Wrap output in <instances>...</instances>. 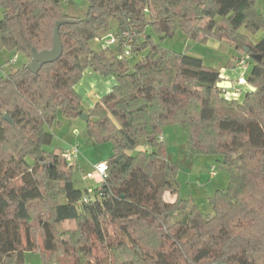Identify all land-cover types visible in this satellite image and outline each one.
<instances>
[{"label": "trees", "instance_id": "obj_1", "mask_svg": "<svg viewBox=\"0 0 264 264\" xmlns=\"http://www.w3.org/2000/svg\"><path fill=\"white\" fill-rule=\"evenodd\" d=\"M62 1L0 0V50L28 61L33 49L52 48L57 21L73 19L60 26L58 60L36 73L25 61L0 74V264H27L26 251H40L43 264H264V35L254 38L264 13L257 0H88L85 18L64 12ZM113 21L118 42L93 49ZM179 30L230 43L237 54L229 68L247 56L246 80L256 90L246 85L242 100L229 98L217 85L218 68L154 40ZM88 68L116 83L84 110L75 86ZM83 112L89 135L112 146L107 178L91 194L75 187L77 164L66 161L65 149L46 148L60 113ZM168 124L187 132L192 153L219 156L231 171L228 187L211 197L212 214L179 195L162 134Z\"/></svg>", "mask_w": 264, "mask_h": 264}, {"label": "rangeland", "instance_id": "obj_2", "mask_svg": "<svg viewBox=\"0 0 264 264\" xmlns=\"http://www.w3.org/2000/svg\"><path fill=\"white\" fill-rule=\"evenodd\" d=\"M61 7L64 12L77 17L85 18L89 9L88 0H63ZM258 9L264 13V0H257ZM2 10L0 9V19ZM113 31L110 33L116 36L117 21L112 22ZM154 35V40L164 47L174 49L179 52L198 56L203 59L204 63L209 66L218 68L227 67V62L235 54V49L227 41H220L214 38H208L203 41H198L189 38L183 31H177L174 36L162 38L157 34ZM264 35V30L259 31L254 35L255 39H260ZM90 45L95 50H101L107 46L104 40L98 38L92 40ZM114 47L115 45H109ZM10 54V55H9ZM15 58V53L8 50H0V65L5 66L6 70H15L24 64V57L18 54ZM26 62H29L26 59ZM134 61H132L133 63ZM229 68V67H228ZM231 68V67H230ZM96 74L97 78L104 80L100 82L89 75ZM0 74H5L0 70ZM115 76H102L96 73L93 69L88 68L84 72V76L77 85L78 92H91L93 101L99 98H93V94L104 95L111 90ZM93 78V80H92ZM116 81V79H115ZM81 85V86H80ZM88 102L83 104L84 110L88 107ZM49 130L54 133L52 144L46 146L48 149L54 147H62L68 149L70 145L78 144L81 154L79 162L73 175V182L76 188L86 190L88 185H93L98 178L95 171V165L105 161L112 153V146L107 142H97L87 131V123L81 118H67L59 114L58 120L53 123ZM187 132L184 131L179 124H168L163 128V138L165 147L167 148V156L171 162L176 165V180L179 187V195L185 199H191L196 202L200 210L208 215L213 213L211 197L218 190L226 189L231 178V171L221 167L218 163L219 156L210 154H194L188 147ZM140 148V147H139ZM139 148L132 150L135 153ZM90 173H95L96 177L91 178ZM170 193L165 194V198L170 197ZM174 196V195H173ZM25 260L27 264H43L42 254L40 251H26Z\"/></svg>", "mask_w": 264, "mask_h": 264}, {"label": "crops", "instance_id": "obj_3", "mask_svg": "<svg viewBox=\"0 0 264 264\" xmlns=\"http://www.w3.org/2000/svg\"><path fill=\"white\" fill-rule=\"evenodd\" d=\"M257 9H258V7H257ZM258 11H260L259 9H258ZM261 12V11H260ZM69 14V13H68ZM71 15V14H70ZM75 16V15H74ZM230 44V43H229ZM232 46V45H231ZM233 47V46H232ZM234 48V47H233ZM2 50H7V49H2ZM8 51H10V50H8ZM13 52V51H12ZM13 53H15V52H13ZM235 54H237V52H236V50H235ZM234 54V55H235ZM10 55V54H9ZM18 56V54L17 53H15V60H16V57ZM25 60H24V62L26 61V58H24ZM0 70H2V71H4L5 73H7V72H10L9 70H6V68H5V66H3V65H0ZM86 71H87V69H86ZM85 71V72H86ZM96 72V71H95ZM96 73H98V72H96ZM98 74H100V73H98ZM220 74H221V77L223 78V80H227V81H230V82H232V86L231 87H227V88H223L224 89V92L226 93V96L227 97H229V98H235V99H239V100H242L243 99V96H244V86H242V85H240V78H243V77H245L246 78V73H245V71L242 69V68H240L238 65H237V63L235 64V66L233 67V68H228V67H222L221 69H220ZM89 75H91V77H93L94 79H98V80H100V78H97L98 76H96V74H94V73H90ZM101 75V74H100ZM84 76V75H83ZM102 76H104V75H102ZM83 78V77H82ZM93 78H92V80H93ZM115 79L116 78H114L113 77V82H111V84L112 85H110V86H112L113 87V85L116 83V81H115ZM81 81V80H80ZM79 81V82H80ZM104 80H100V82H103ZM79 83H77L76 84V86H75V89H76V91H77V85H78ZM81 86V85H80ZM109 92V91H108ZM107 92V93H108ZM77 93L79 94V96H81V99H82V106H83V104L85 103V102H88V107H87V109L86 110H88L89 108H91L92 106H93V104L95 103V101H93L92 100V98H91V92H78L77 91ZM106 94V93H105ZM101 96H103V95H101V93H99L98 95L95 93V94H93V98L95 99H97V98H100ZM84 109V108H83ZM78 162H79V160H78ZM97 180H96V182L93 184V185H88V187H87V189H89V188H93L95 185H97L98 183H99V179L98 178H96ZM175 199V196H173V195H170V197L167 199V200H170V201H173Z\"/></svg>", "mask_w": 264, "mask_h": 264}, {"label": "water", "instance_id": "obj_4", "mask_svg": "<svg viewBox=\"0 0 264 264\" xmlns=\"http://www.w3.org/2000/svg\"><path fill=\"white\" fill-rule=\"evenodd\" d=\"M67 21L72 22L73 19L70 20H60L56 22L55 29L54 30V37H53V46L51 49H45L42 51H37L36 49H33L32 51V57L31 60L27 63V67L32 71V72H38V70L46 63H51L56 60H58L62 53H63V43L61 40V35H60V26ZM245 51L247 53L250 52V49L248 47L245 48ZM254 59H259L260 56L258 55H253ZM218 87L220 88H227L232 86V82L227 81V80H221L217 83ZM247 86L252 90L255 91L256 87L252 86L251 84L247 83ZM83 118L86 122L89 120V115L86 112H83L80 116ZM6 118L9 120V117L6 116Z\"/></svg>", "mask_w": 264, "mask_h": 264}, {"label": "built area", "instance_id": "obj_5", "mask_svg": "<svg viewBox=\"0 0 264 264\" xmlns=\"http://www.w3.org/2000/svg\"><path fill=\"white\" fill-rule=\"evenodd\" d=\"M100 40H104L107 46L115 45L118 42L117 36H113L111 34L102 37ZM124 47L126 48L125 53L129 54L127 44H125ZM237 65L240 68H242L246 73L251 66L250 59L247 56H242L237 62ZM240 85L242 86L247 85V80L245 77L240 78ZM80 154H81V150L78 144L70 145V147H68V149H65L63 152V156L69 164H77ZM106 163L107 162L102 161L98 165H95V171L97 173L99 183L104 182L105 179L107 178V164ZM89 176L91 178L96 177L95 173H90ZM88 191H89V194L93 193V188H89ZM89 200H90L89 196H86L84 198L85 202H89Z\"/></svg>", "mask_w": 264, "mask_h": 264}]
</instances>
